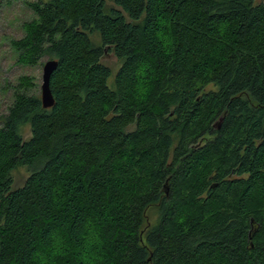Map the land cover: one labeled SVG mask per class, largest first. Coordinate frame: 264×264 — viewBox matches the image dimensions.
<instances>
[{
	"label": "trees",
	"instance_id": "1",
	"mask_svg": "<svg viewBox=\"0 0 264 264\" xmlns=\"http://www.w3.org/2000/svg\"><path fill=\"white\" fill-rule=\"evenodd\" d=\"M32 6L55 104L21 76L0 117V264H264V0Z\"/></svg>",
	"mask_w": 264,
	"mask_h": 264
},
{
	"label": "rangeland",
	"instance_id": "2",
	"mask_svg": "<svg viewBox=\"0 0 264 264\" xmlns=\"http://www.w3.org/2000/svg\"><path fill=\"white\" fill-rule=\"evenodd\" d=\"M49 0H4L0 8V117L5 115L8 107L11 105L14 95V86L17 85L18 79L21 76H30L36 79L38 93H41L43 67L48 57L41 60V64L34 67H24L17 63L16 53L10 46L12 39H20L24 36V24L31 22L36 18L34 7L32 5L44 3ZM91 40L96 45H102L99 34L90 33ZM103 64L107 65L111 71L109 84L112 85L115 75L117 74L121 62L110 51H106L102 58ZM212 85L206 87V91L213 90ZM218 121L215 122L217 124ZM133 129L132 127L130 130ZM28 177L25 168H19L14 172L15 186H22ZM166 194H169L170 186L165 185ZM148 217L151 224L158 219L154 210L148 212ZM146 222L145 226L148 224ZM260 224L253 225L252 230L257 231Z\"/></svg>",
	"mask_w": 264,
	"mask_h": 264
},
{
	"label": "water",
	"instance_id": "3",
	"mask_svg": "<svg viewBox=\"0 0 264 264\" xmlns=\"http://www.w3.org/2000/svg\"><path fill=\"white\" fill-rule=\"evenodd\" d=\"M57 67H58V61L54 59H50L46 61L43 67V76H42L43 82H42V87H41V100H42L43 107L45 109L51 108L55 104V100H54V97H53V94L50 88V83H51V77L53 73L56 71ZM215 127L219 129V123H217ZM206 140L207 138L200 140L199 145L203 144V142H205Z\"/></svg>",
	"mask_w": 264,
	"mask_h": 264
},
{
	"label": "clouds",
	"instance_id": "4",
	"mask_svg": "<svg viewBox=\"0 0 264 264\" xmlns=\"http://www.w3.org/2000/svg\"><path fill=\"white\" fill-rule=\"evenodd\" d=\"M160 24L161 25H166L167 22L164 21V20H161ZM173 44H174V41L171 38H169V43H168V46L166 48V54H170V49L172 48ZM147 98H148V94H144L143 97H142V101L141 102H146ZM50 254L52 255L53 258H57V257L63 255V253L60 250H58L57 247H56L55 237H53V244L51 246ZM36 259L39 261L40 254H37Z\"/></svg>",
	"mask_w": 264,
	"mask_h": 264
}]
</instances>
